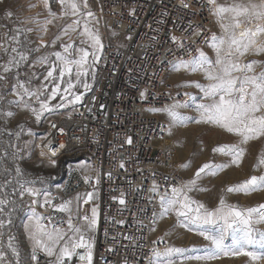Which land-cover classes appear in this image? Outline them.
Here are the masks:
<instances>
[{
    "label": "built area",
    "instance_id": "1",
    "mask_svg": "<svg viewBox=\"0 0 264 264\" xmlns=\"http://www.w3.org/2000/svg\"><path fill=\"white\" fill-rule=\"evenodd\" d=\"M186 2L185 8L180 0H90L94 16L106 26L94 82L71 112L47 121L32 148L24 145L22 129L16 123L15 113L22 104L14 103L19 97L13 85L19 79L30 88L41 48L28 47L15 32L18 20L0 14V76L5 77L0 81V182L12 181L5 189L10 193L12 187H18L16 179L36 180L35 186L49 192L54 204L71 200L75 209L79 196L81 209L89 214L91 207L98 205L93 264H149L154 248H166L165 239L155 232L158 193L179 186L181 177L170 128L150 109L189 99L184 88L167 82V75L180 60L199 55L195 50L208 44L205 37L213 34L214 27L207 0ZM196 31L199 35L194 34ZM172 36L180 38L185 47L174 43ZM14 47L29 58L5 73L2 66L16 56L11 51ZM9 111L14 115L6 116ZM49 142L59 149L55 157H51ZM41 151L47 155L41 156ZM50 157L56 160L55 168H62L59 179L35 166L41 161L51 164ZM121 162L123 168L119 167ZM16 167L22 177H16ZM154 182L159 186L157 192L151 190ZM89 192L94 199L84 203ZM122 192L124 204L119 203ZM13 199L18 208L0 238L7 253L5 264H15L16 259L7 249L9 235L15 237L20 264H35L32 242L24 227L32 197L25 195L21 201L17 195ZM36 211L44 215L46 224L50 220L52 225H60L67 218L65 213L38 205ZM36 254L39 264H48L51 259L42 251ZM71 264H79L78 258L74 257Z\"/></svg>",
    "mask_w": 264,
    "mask_h": 264
},
{
    "label": "snow or ice",
    "instance_id": "2",
    "mask_svg": "<svg viewBox=\"0 0 264 264\" xmlns=\"http://www.w3.org/2000/svg\"><path fill=\"white\" fill-rule=\"evenodd\" d=\"M58 2L63 15L78 19H74L63 29L61 34L52 40V45L60 41L62 35H67L69 29L77 31L81 27V21L83 24L79 35L85 39H81V46H75L73 43L61 44L63 51H55L51 54L55 57L54 61L47 55L38 58L37 63L48 65L44 81L51 83L50 92L47 83H42L35 91L26 87L25 82L19 79L17 84L13 85L14 93L19 97L14 103L22 104L24 108L29 109L37 121L41 119L43 113L52 111L49 101L56 99L57 95H60L63 103L55 107L74 105L81 100V94H77L74 89L78 85L90 89L91 85L84 78L89 75L95 78V65L100 60L99 53L103 48L98 33L89 27L87 18L92 17L93 13L90 10L85 11L88 9V0H58ZM44 4L48 8V0H44ZM180 4L185 8L188 7L186 0H180ZM207 4L221 30L219 35L211 34L210 37H205V42L215 51V59H210L202 50L196 49L195 51L199 52L198 56L180 60L174 65L177 71L184 69L192 73L204 74V78L208 81L206 85L198 81L192 82L202 93L200 102L197 103L195 97H190L191 104L188 101L176 102L162 109L153 108L150 111L165 112L174 125L194 120L195 123L213 125L234 135L238 138L236 143L223 144L213 151L229 155L233 163H238L245 154L242 145L254 139L264 138V61L243 62L242 59L246 54H264V0H223V2L207 0ZM48 11L49 16L55 18L56 14L50 8ZM7 15L11 16V13ZM50 23H52L51 19L45 21V25ZM44 31L47 32V27ZM194 34L199 35V31ZM171 39L174 43H178L180 48L185 47L180 38L172 36ZM41 45L47 46L43 40ZM11 51L16 53V56H12L2 66L5 73L11 71L10 66L18 68L21 61H27L29 58L24 52H18L15 47ZM257 68L261 70L257 71ZM4 79V76H0V81ZM25 96L29 99L34 98L39 103V108H34L26 102ZM70 96L72 99H69ZM140 96L144 98L145 93L141 92ZM41 97L45 98L41 99ZM190 106L194 107L198 118L186 117L179 111ZM5 115L10 117L14 114L9 111ZM51 127L55 128L56 125L52 124ZM59 131L63 132V129ZM127 142L132 143L130 137ZM63 147V144L59 145V148ZM48 149L51 157H55L59 151L58 148L51 147L50 142ZM40 155L47 154L41 151ZM51 157L49 160L54 166L56 160ZM259 164L264 165V154L261 155ZM189 166V164L181 165L182 168ZM226 166L206 163L197 170L194 178L179 186H173L170 192L158 193L159 215L164 217L174 213L182 227L195 231L208 242L205 256L186 257V259L212 260L221 254L243 255L248 257L252 264H260L264 261V230L258 226L264 224V203L244 208L229 204L221 197L217 206L209 208L189 196V192L196 188L197 180L202 173L207 170L215 174L216 170ZM119 167L123 168L124 163L121 162ZM15 174L16 177L23 176L19 167L15 168ZM108 175L111 177V173ZM39 183L43 184V181ZM10 184H12L10 180L0 182V238L5 235L3 230L12 224V216L18 208L17 200L13 197L18 195L22 201L23 197L28 195L32 199L27 205L30 214L24 227L33 246L32 261L39 264L36 254L39 250L51 258L48 264H71L74 257L78 258L79 264H93V234L98 223V205L91 207L89 214L88 211L81 209L79 196L74 209L71 200L54 204L49 192L35 186L36 180L16 179L15 185L18 187H12L9 193L5 189ZM158 187L154 182L151 190L157 192ZM257 188H264V175L252 176L239 185L227 188L226 191L247 192ZM123 195L122 192L119 198L120 204L125 203ZM86 196L84 203L94 199L91 192ZM113 199L117 198L113 197ZM37 205L40 208H50L55 212L65 213L67 218L60 225H52L50 220L47 224L43 223L46 218L36 211ZM153 215L155 216L156 213L154 212ZM7 249L16 258L15 264H20L14 236H8ZM81 249L83 252L78 251ZM185 251L186 249L177 247H166L163 250L154 248L152 256L149 257V264H175L171 257L183 254ZM161 257L166 259L161 260ZM6 261L7 253L4 250L3 240L0 239V264H5Z\"/></svg>",
    "mask_w": 264,
    "mask_h": 264
},
{
    "label": "rangeland",
    "instance_id": "3",
    "mask_svg": "<svg viewBox=\"0 0 264 264\" xmlns=\"http://www.w3.org/2000/svg\"><path fill=\"white\" fill-rule=\"evenodd\" d=\"M89 1L90 0H88V9H85V11H91ZM219 2H223V0H219ZM49 8L56 14L55 18L49 16ZM9 12L13 18L18 20V22H16L17 28L15 32L23 42L33 50L41 48L35 60L36 63L38 58L42 55H47L50 57V60L54 61L55 57L51 54L55 51L62 52L63 49L61 48V44L73 43L75 46H81V39H85L79 35V32L82 31L83 21H81V27L78 28L77 31L74 32L69 29L67 35H62L61 40L57 41L55 45H52V40L55 39L57 35H60L62 30L71 24L74 19H78V17L63 15L58 0H48V8L45 7L44 0H0V14H7ZM48 19H51L52 23L45 25V21ZM87 19L89 20V27L94 32L98 33L104 47L106 41V26L102 25L94 14ZM45 27H47V32L44 31ZM220 31L219 24L214 16L213 34L219 35ZM41 40L45 41L47 46H42L40 43ZM83 46L86 47L87 45ZM202 51L210 59H215V51L209 46V43L204 46ZM101 53L102 51L99 53L100 57ZM242 59L243 62H250L251 60L264 61V54H246ZM96 68L97 64L95 65V76ZM47 70V64L41 65L38 63L36 69H34L35 75L30 77L31 90L35 91L41 87L42 83H47L49 85L48 91L50 92L52 87L51 83L44 81ZM256 70L260 71L261 69L257 68ZM84 79L92 86L95 78L93 79L92 75H89ZM194 81H198L205 85L208 83L202 72L192 73L184 69L177 71L174 68L167 75L168 83L178 85L180 88L185 89L189 96V99L186 101H188L189 104H191L190 97H195L196 102L199 103L200 97L202 96L200 90L195 88L192 84ZM74 91L77 94H81L80 101H83L89 89H85L82 85H78ZM44 98L45 97H41V99ZM69 99H72V97L70 96ZM24 100L32 107L39 108V103H37L34 98H27ZM49 103L50 106H52V111L43 113L39 121H37L32 112L24 108L23 105L18 108L15 113L16 123L19 128L22 129L25 146L27 145L29 148L33 147L35 139L41 134L47 121L52 116L67 114L72 111L75 105L67 104L65 107H55L63 103L60 99V95H57L56 99L50 100ZM179 111L186 117L198 118V113L192 106L179 109ZM152 115L160 117L170 128L169 136L175 145V159L181 177V183L194 178L197 170L206 163L227 165L226 167L216 170L215 174H211L207 170L205 173L201 174L200 178L197 180L196 188L189 192V196L193 200L203 203L209 208L217 206L221 197L229 204L244 208L255 207L264 203V188H257L247 192L226 191L227 188L239 185L252 176L258 177L264 175V165L259 164V159L261 155L264 154V138L254 139L249 141L246 145H242L245 149V154L238 163H233L231 156L214 152L213 149L223 144L236 143L238 138L234 135L228 134L213 125L195 123L194 120L184 124L174 125L165 112L153 111ZM182 164H189L190 166L182 168ZM35 166L37 169L44 170L48 174H55L58 179L60 177L59 170L61 168H55L53 165L42 161L36 163ZM159 212L160 207H158L155 232L165 239L166 247L186 249L183 254L173 255L171 257L175 264H252L250 259L243 255L224 256L221 254L218 258L212 260L186 259V257L205 256L207 254L206 248L208 242L195 231H189L187 228L182 227L174 213L161 217ZM258 227L264 230V224ZM164 259L166 258L161 257V260ZM260 264H264V261H261Z\"/></svg>",
    "mask_w": 264,
    "mask_h": 264
},
{
    "label": "trees",
    "instance_id": "4",
    "mask_svg": "<svg viewBox=\"0 0 264 264\" xmlns=\"http://www.w3.org/2000/svg\"><path fill=\"white\" fill-rule=\"evenodd\" d=\"M61 169H62V168H61ZM61 169L59 170V171H60V173H59L60 177H59V178H61V177H62V176H61V172H62V171H61Z\"/></svg>",
    "mask_w": 264,
    "mask_h": 264
},
{
    "label": "bare ground",
    "instance_id": "5",
    "mask_svg": "<svg viewBox=\"0 0 264 264\" xmlns=\"http://www.w3.org/2000/svg\"><path fill=\"white\" fill-rule=\"evenodd\" d=\"M45 42V41H44ZM40 43H41V41H40ZM169 106V105H168Z\"/></svg>",
    "mask_w": 264,
    "mask_h": 264
}]
</instances>
